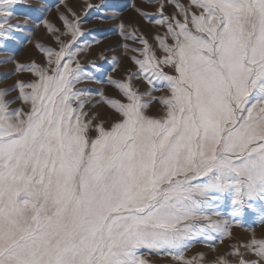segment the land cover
<instances>
[{
    "label": "snow or ice",
    "instance_id": "1",
    "mask_svg": "<svg viewBox=\"0 0 264 264\" xmlns=\"http://www.w3.org/2000/svg\"><path fill=\"white\" fill-rule=\"evenodd\" d=\"M19 2L0 0V20ZM175 5L177 15L161 5L154 21L167 29L156 37L164 55L139 37V71L109 77L127 102L99 91L118 114L110 127L93 123V94L76 87L92 77L72 66L82 33L67 17L70 42L38 44L46 65H18L36 75L15 85L28 110L12 109L13 89H0V264H150L142 250L205 264L203 253L184 255L195 241L214 247L247 211L264 223V0ZM10 31L0 27V37ZM139 76L152 86L143 93L132 84ZM157 84L170 94L152 96ZM157 99L159 117L147 114ZM244 247L257 259L237 245L236 261L208 264H264V239L253 233Z\"/></svg>",
    "mask_w": 264,
    "mask_h": 264
},
{
    "label": "rangeland",
    "instance_id": "2",
    "mask_svg": "<svg viewBox=\"0 0 264 264\" xmlns=\"http://www.w3.org/2000/svg\"><path fill=\"white\" fill-rule=\"evenodd\" d=\"M180 2L185 5L190 4V0H180ZM161 5H164L163 12L166 15L175 16L179 13L175 0H20L11 9L13 13L11 18L6 22L0 20V27H11L10 32L0 37V89H13L7 94V99L14 101L10 107L28 110V106L18 98L19 88L15 85L18 81L31 82L36 79V75L28 70H18V65L32 62L46 65L47 56L37 47L38 44L59 51L61 40L65 43L70 42L72 33L68 30L64 19L67 17L69 21L78 24L82 33L72 48V51L79 49L72 59V66L75 67L76 63H79L92 77L82 78L76 87L86 89L93 94L89 103L85 105L89 117L93 115L97 117L93 123L104 121V126L110 127L113 117L118 114L101 100L98 93L103 91L105 96L127 102L123 93L109 82V77L127 81L132 73L139 71V65L133 59V57L143 58L144 55L140 49L145 45L139 37L148 41L157 56L164 55L156 37L163 36L167 29L166 26L154 22L155 19L160 18ZM192 10L199 11L195 8ZM145 12L151 15L145 16ZM44 20L49 21L60 31L50 32L48 26L43 23ZM122 24L123 29L120 27ZM122 32H135L137 39H126ZM57 36L60 40H57ZM164 70L174 74L168 66H164ZM132 84L134 90L140 93L152 87L143 76L133 79ZM156 87L158 90L152 92V96L161 97L170 94L166 87L159 84ZM147 114L162 116L164 105L159 99L154 100L149 105ZM95 134L93 130L92 135ZM228 209L230 204L222 210ZM257 220L255 213L247 211L242 224H231V237H224L222 242L217 239L214 247L208 240H197L184 255L191 258L203 253L205 264L215 261L218 257L236 261L240 257L234 252V246L239 245L240 251L245 252L244 259H257L254 253L244 247L252 239L253 233L257 239H264V223H257ZM142 251L150 264H181L174 256Z\"/></svg>",
    "mask_w": 264,
    "mask_h": 264
}]
</instances>
